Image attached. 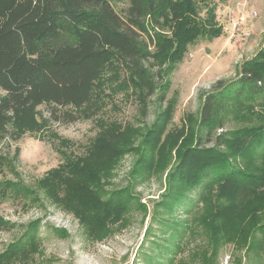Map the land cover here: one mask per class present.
Returning <instances> with one entry per match:
<instances>
[{
  "label": "trees",
  "instance_id": "16d2710c",
  "mask_svg": "<svg viewBox=\"0 0 264 264\" xmlns=\"http://www.w3.org/2000/svg\"><path fill=\"white\" fill-rule=\"evenodd\" d=\"M123 1L127 6L120 15L112 0H0V144L6 139L17 142L25 132L40 134L53 125L96 115L106 63L115 64L116 70L122 69L148 96L152 95L158 75L151 71L145 38L170 48V70L182 60L188 46L199 39L217 37L222 31L215 4L209 0ZM163 29L170 37L156 31ZM164 98L161 95L159 99ZM259 100H264V48L243 63L235 82L215 83L205 96L199 126L208 129L212 125L216 103L234 101L246 108L247 102ZM40 106L46 107L47 115L37 119ZM252 106L236 116L249 118L254 113ZM212 127L205 132L206 138L211 136ZM120 138L117 132H103L84 155L64 153L62 148L70 142L58 138L63 163L47 171L39 186L54 200L61 198L65 208L82 212L80 217L88 226L112 222L119 216L120 203H114V197L102 190L100 178L121 154L119 146L127 145V140ZM199 144V140L192 147L181 143L176 152V166L167 178L170 208L182 202L183 207L190 208L201 203L198 218L211 246L218 241L246 245L256 231L264 234V122L228 136L220 134L214 147ZM155 147L152 143L151 151L138 161L146 164L147 177L170 163L171 147L160 145L153 151ZM222 147L227 151H221ZM8 161L0 155L1 168L10 166ZM135 171L139 173L136 165ZM198 189L201 192L195 197ZM0 190L4 199L14 197L12 194H22L23 198L33 194L13 183L0 184ZM8 190L14 193L7 194ZM34 225L0 255V264L24 261L36 251L39 243L33 242ZM172 226L169 230L175 235L181 233V225Z\"/></svg>",
  "mask_w": 264,
  "mask_h": 264
},
{
  "label": "rangeland",
  "instance_id": "374dc122",
  "mask_svg": "<svg viewBox=\"0 0 264 264\" xmlns=\"http://www.w3.org/2000/svg\"><path fill=\"white\" fill-rule=\"evenodd\" d=\"M209 1L215 4L221 33L188 46L173 69L168 70L170 48L144 39L151 71L158 75L154 77L152 95L148 96L122 69L116 70L115 64L106 63L96 115L53 125L48 132L42 129L44 132L40 134L25 132L17 142L6 139L0 144V155L10 162V166L0 167V184L13 183L33 191L23 198L22 194L16 196L8 190L7 194L19 198L4 199L0 190V255L35 223L33 242L39 243L38 248L26 260L14 264H264L261 231H256L240 247L219 241L211 246L208 232L198 218L201 203L190 208L183 207L182 202L170 208L172 196L167 195V178L174 171L177 163L174 157L181 143L187 142L192 147L199 140L201 147H214L218 135L228 136L248 125L264 122V100L247 102L246 108L233 101L214 105L209 138L205 132L211 126L208 129L199 126L205 96L215 83L235 82L243 63L264 48V0ZM112 5L120 15L127 6L123 0H112ZM234 25L250 35L234 36ZM156 31L170 37L166 29ZM161 95L164 101H160ZM249 104L253 105V115L247 119L236 116L243 115ZM36 113L37 119H41L46 117L47 109L40 106ZM107 131L117 132L120 139L127 140V145L119 146L122 152L114 159V165L100 178L102 190L114 197V203L119 201V216L93 227L81 219L82 212L76 214L60 204L61 198L56 201L47 196L39 186V179L63 163L58 138L70 142L62 148L64 153L84 155L91 142ZM152 143L156 145L153 151L160 145L171 147L170 163L158 174L154 172L147 177L146 164L138 161L151 151ZM220 150L227 151L223 147ZM135 165L138 174L134 172ZM199 192L201 189L193 195L196 197ZM175 225H181L178 230L182 231L177 235L169 230Z\"/></svg>",
  "mask_w": 264,
  "mask_h": 264
},
{
  "label": "built area",
  "instance_id": "2783aa9c",
  "mask_svg": "<svg viewBox=\"0 0 264 264\" xmlns=\"http://www.w3.org/2000/svg\"><path fill=\"white\" fill-rule=\"evenodd\" d=\"M235 32H238V33H235ZM234 36L235 35H239V37L241 38H247L250 33L246 30H244L243 28H241L239 25H234V29H233V33H232Z\"/></svg>",
  "mask_w": 264,
  "mask_h": 264
}]
</instances>
